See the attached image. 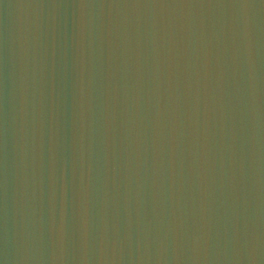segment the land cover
<instances>
[{"label":"water","instance_id":"1","mask_svg":"<svg viewBox=\"0 0 264 264\" xmlns=\"http://www.w3.org/2000/svg\"><path fill=\"white\" fill-rule=\"evenodd\" d=\"M0 264H264V0H0Z\"/></svg>","mask_w":264,"mask_h":264}]
</instances>
